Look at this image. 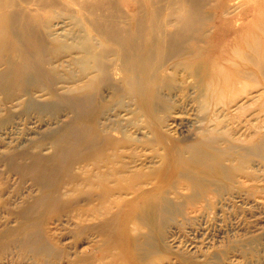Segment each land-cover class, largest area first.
I'll use <instances>...</instances> for the list:
<instances>
[{"label": "bare ground", "instance_id": "obj_1", "mask_svg": "<svg viewBox=\"0 0 264 264\" xmlns=\"http://www.w3.org/2000/svg\"><path fill=\"white\" fill-rule=\"evenodd\" d=\"M227 27L236 35L222 44ZM263 96L264 0H0V127L33 108L49 114L53 153L34 179L61 184L47 212L18 211V225L0 232V264L13 247L31 264H162L169 254L210 264L208 252L199 260L166 236L188 207L253 194L240 177L259 175L264 120L255 128L244 116ZM185 120L203 140L179 137ZM53 163L65 168L44 174ZM70 200L79 211L67 215ZM64 216L74 231L97 230L99 255L80 249L81 235L71 245L54 238L50 225ZM31 232L48 238L32 248L38 261L26 249Z\"/></svg>", "mask_w": 264, "mask_h": 264}, {"label": "rangeland", "instance_id": "obj_2", "mask_svg": "<svg viewBox=\"0 0 264 264\" xmlns=\"http://www.w3.org/2000/svg\"><path fill=\"white\" fill-rule=\"evenodd\" d=\"M128 3L130 8L134 7L133 2ZM233 26H236V22L233 23ZM231 30L230 27H227L224 31V37L221 39L222 44L235 37V32ZM62 97L63 101L67 103L74 102L77 98L74 93L69 92H65ZM36 98L41 102L52 99L50 95L39 92L36 93ZM67 111L64 110L62 113L67 114ZM255 112L258 114H254ZM193 114L203 124L204 120L198 119L196 110ZM71 115L72 113H68L63 117V120L65 122L70 121ZM247 115H251V119L255 120L249 126L257 128L256 124L258 125L261 120H264V96L249 106L244 117ZM48 117L49 114L44 115L33 108L27 116H21L18 112L17 122H11L0 127V232L7 230L10 226L18 225L16 219V212L18 211L32 210L34 214L36 210L41 209L43 212H47L46 201L51 200L52 196L58 193L61 188V184L54 181L39 182L34 179L35 174L41 172L38 168L39 163L48 161V156L53 153L52 143L47 141L52 133L57 132L58 124H49ZM192 118L196 126L198 122L195 121L194 117ZM184 122L185 127L182 129V134L179 135V137L184 136L182 140H191V142L198 139L203 140L197 136V131L192 129L191 122L187 120ZM237 132L238 135L251 136L257 130L241 128ZM42 135L44 137H41ZM42 139L46 144L40 147L39 144L43 142L39 141ZM262 140L264 141V136H261L259 143ZM241 145L247 146L243 142ZM10 150L19 156L11 159L8 153ZM254 154L256 155L255 158L260 159L255 161L256 170L260 169L258 172L260 176L257 175V178L252 181L240 177V181L246 186L256 185L253 194L244 188V190L241 189V191L233 192V194L225 192L226 195L219 199L218 203L216 201L215 206L194 209L188 207L187 216L189 218L186 220L180 217L179 220L183 224L171 227L169 229L171 232L166 236V243L173 250L194 253L198 255L196 258L199 260L203 259L204 251H206L209 253L208 261L210 264H264V145L261 150L259 149ZM33 158H36L35 164L32 163ZM64 168L63 164L55 166L53 163L50 170L43 173L47 175L57 174L58 171L61 173ZM57 169L58 171H56ZM70 203L71 206L65 214H76L79 210L73 205H77V203L72 204L71 200ZM71 226H73V220H69L68 216H64L62 222H54L50 225L56 240L65 245H71L75 237L81 235L80 249L85 250L88 256L99 255L103 240H101L97 230L91 227H78L74 231ZM35 234L34 232L27 234L26 249L30 256L38 261L40 258L35 257V249L32 248L36 246L35 243L39 238H48L44 235ZM16 238H19V235ZM152 257L153 255L146 260L157 259ZM1 264L31 263L28 262V259L20 257L13 247L12 252L5 255ZM91 264H103V261L99 259L95 262L93 259ZM162 264H178L177 256L169 254L167 260Z\"/></svg>", "mask_w": 264, "mask_h": 264}]
</instances>
